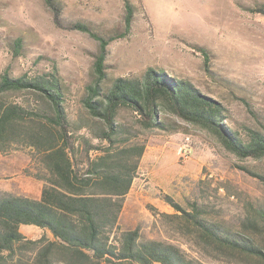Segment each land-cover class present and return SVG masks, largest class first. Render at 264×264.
Here are the masks:
<instances>
[{"label":"rangeland","instance_id":"1","mask_svg":"<svg viewBox=\"0 0 264 264\" xmlns=\"http://www.w3.org/2000/svg\"><path fill=\"white\" fill-rule=\"evenodd\" d=\"M61 25L44 0H0V75L18 76L56 68L63 105L71 121L75 146L81 140L104 143L95 135L100 120L83 105L86 86L94 77L99 40L87 25L108 39L103 87L118 76H140L148 67L185 78L223 106L226 124L264 133V14L252 8L264 0H128L133 8L125 30L124 0H56ZM17 39H20L17 42ZM15 43H20L18 49ZM18 50V51H17ZM9 100L42 105L30 93L11 92ZM123 135L144 142L136 175L119 214L120 228L139 227L144 237L179 244L205 264H264L256 258L225 254L185 231H177L149 206L172 213L163 199L169 194L187 210L197 201L206 217L232 232H241L264 251V156L237 157L208 130L161 113L164 128L143 129L137 115L119 109ZM185 146L191 152L181 158ZM37 154L31 146L14 145L0 151V195L4 192L39 197L42 181L34 176ZM257 229L245 230L242 221ZM28 238L51 233L21 224Z\"/></svg>","mask_w":264,"mask_h":264},{"label":"trees","instance_id":"2","mask_svg":"<svg viewBox=\"0 0 264 264\" xmlns=\"http://www.w3.org/2000/svg\"><path fill=\"white\" fill-rule=\"evenodd\" d=\"M44 2L60 26V4ZM124 2L128 30L133 8L128 0ZM252 10L264 14V5ZM69 27L87 31L99 40L94 77L82 102L90 116L102 122L95 136L104 143L94 145L83 139L81 148L75 146L56 68L0 75V151L14 145L31 146L38 160L34 176L42 181L37 198L11 192L0 195V264H205L179 244L144 237L139 227L120 228L119 214L145 144L123 135L119 109H131L143 129L164 128L160 114L173 115L208 130L240 158L264 156V133L249 127L243 132L231 129L220 102L187 79L172 77L162 69L148 67L140 76L115 77L105 89L108 39L84 23L74 22ZM15 46L20 49L21 44ZM22 91L43 104L32 106L7 98L11 92ZM162 199L174 212L149 209L177 231L212 243L225 254L264 261L259 243L208 219L197 201L187 210L169 194H163ZM21 224L47 229L52 237L28 238L20 231ZM242 225L245 230L257 229L254 220L242 221Z\"/></svg>","mask_w":264,"mask_h":264},{"label":"built area","instance_id":"3","mask_svg":"<svg viewBox=\"0 0 264 264\" xmlns=\"http://www.w3.org/2000/svg\"><path fill=\"white\" fill-rule=\"evenodd\" d=\"M191 149L188 146H185L184 149L181 152V158L182 159H187L190 155Z\"/></svg>","mask_w":264,"mask_h":264},{"label":"crops","instance_id":"4","mask_svg":"<svg viewBox=\"0 0 264 264\" xmlns=\"http://www.w3.org/2000/svg\"><path fill=\"white\" fill-rule=\"evenodd\" d=\"M153 264H159V263H156V262H155V263H153Z\"/></svg>","mask_w":264,"mask_h":264}]
</instances>
